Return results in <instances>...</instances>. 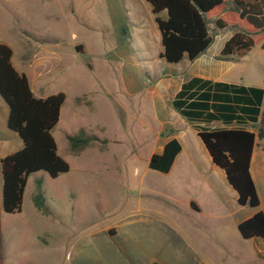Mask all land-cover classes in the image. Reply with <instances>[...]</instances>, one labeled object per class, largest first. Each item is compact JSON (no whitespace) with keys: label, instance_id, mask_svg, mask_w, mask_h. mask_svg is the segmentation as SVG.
<instances>
[{"label":"rangeland","instance_id":"rangeland-1","mask_svg":"<svg viewBox=\"0 0 264 264\" xmlns=\"http://www.w3.org/2000/svg\"><path fill=\"white\" fill-rule=\"evenodd\" d=\"M126 4L0 0V42L14 47L12 62L34 75L38 94H66L54 135L70 164L56 178L31 173L21 211L5 212L1 158L23 143L7 125L9 106L0 95V264H208L210 257L233 264V255L252 258L253 242L241 236L237 223L256 208L237 203L224 170L196 133L182 137L172 172L149 167L152 154L179 130L164 121L171 97L161 86L151 88L154 55H144L134 37L127 42L116 32ZM227 6L236 9L234 0ZM209 26L213 48L235 31L220 30L213 20ZM261 37L236 64L239 77L252 85L264 83ZM50 45L63 53L60 58L50 55ZM81 134L90 139L74 150L70 138ZM256 150L252 171L264 210V148ZM191 199L199 211L188 212Z\"/></svg>","mask_w":264,"mask_h":264},{"label":"trees","instance_id":"trees-1","mask_svg":"<svg viewBox=\"0 0 264 264\" xmlns=\"http://www.w3.org/2000/svg\"><path fill=\"white\" fill-rule=\"evenodd\" d=\"M146 1L151 4L161 31L162 57L170 63H178L185 57L194 60L208 49L213 42L208 22L211 18L220 29L235 28L221 50L222 59L246 56L255 47L258 34L264 47V33H260L264 30V0H234L236 10L226 8L228 0ZM162 12H166V17L161 16ZM12 56L11 46L0 42V95L9 106L8 127L23 141L22 148L1 158L2 207L7 213L21 211L31 173L45 171L56 178L70 170L69 162L58 152L52 133L66 94L37 97L27 74L14 66ZM172 104L190 121L256 122L264 105V88L193 77L183 85ZM198 136L213 163L224 170L228 183L237 192L238 203L258 208L261 199L251 173V160L256 139H264V122L257 133L240 127H201ZM70 139L74 150H80L90 138L81 134ZM181 149L178 139L169 140L162 152L151 156L149 167L169 172ZM238 228L245 239L264 238V211L257 210L241 221Z\"/></svg>","mask_w":264,"mask_h":264},{"label":"crops","instance_id":"crops-1","mask_svg":"<svg viewBox=\"0 0 264 264\" xmlns=\"http://www.w3.org/2000/svg\"><path fill=\"white\" fill-rule=\"evenodd\" d=\"M126 2H127V4H126L127 6L123 7V12H122V17H121L122 19L124 18L123 19L124 21L121 19L120 25L118 24V29L116 32H117V34H119V36H121L122 34H125L128 38L127 42L129 41L130 37H134L136 42L138 43V49L143 51L144 55H146V56L147 55H150V56L154 55L153 56L154 60L152 59V61L149 62V70H148L149 79H151L152 84L155 82V85L150 84L151 88H159V86H161L165 95H167L168 97H171L169 102L166 103V105H165L166 110L168 111V115L166 116L164 121L168 122L169 124L175 125L176 129H178L179 131L174 132L172 136H170L168 139H166L164 141L160 150L155 152V153L162 152L164 144L166 142H168L169 140H171L173 138H176L179 140V142L181 143L182 149H181L180 153L176 156L174 163H173L169 172L173 171L175 165L178 162L180 154L183 151L182 137H184V135L187 131H190V132L192 131L193 133H196L198 135V128H199L198 124H201L204 127L211 128V129H213V128L240 127V128H245V129L254 131L256 133L258 132L259 126L264 122V105L261 106V112H260V115L258 116V121H256V122L248 121L246 123H237L236 121H234L232 123H227V122L223 121L222 119H216V120H213L210 122L190 121L188 118L181 115L174 108V106L172 104L177 93L182 89L183 85L185 83H188L193 77H200L203 79H208V80H212V81H220V82H225V83H229V84L244 85L247 87L254 86V87L264 88V83L261 85H252V84L247 83L246 81L243 80L242 76L239 77V73L237 72L238 70L236 68V64L240 60H242L244 57H247L249 55V53L252 52L253 49L246 56H244L240 59H234V58L222 59L220 57V53H221V50H222L226 40L229 39L231 37V35L233 34L231 32V33H228V35L222 36L223 41L218 44L217 48H213V43H214V40L216 39V36L213 37V42L208 47V49L204 53H202L199 57H197L196 59L190 60L187 57H185L184 59H182L178 63H170L164 57H162V52L164 50V47L162 44V35H161V31L158 27V23L156 21V14L153 12L151 4L146 0H126ZM228 2H229V0H228ZM228 2H227V4H228ZM226 8L230 9L229 6H226ZM230 10H232V9H230ZM161 16L166 17V12H162ZM211 20H213V23L215 24L214 18L209 19L208 22ZM124 22H126V25H124ZM225 29H227V28H225ZM225 29H220V30H225ZM26 31H28V30H24L23 32H26ZM209 31L211 33L210 26H209ZM28 32H30V31H28ZM54 41H56V39H54ZM78 47H80V48H78ZM78 47H77V50L83 51V48L81 46H78ZM11 48L13 49V56H12V59H13V57L15 56V49H14V47H11ZM56 48H58L56 45H50V47H49L50 55L52 57H59L60 58L63 53L60 51L57 52ZM38 50H41V48ZM144 58L146 60H148V57H144ZM13 64L20 73L27 74L29 81H30V84H31V87H32V90L37 97H47L48 96V95H40V94H38L39 92H37L34 89V87H33L34 75H31L25 66H23L19 63L16 64L14 62H13ZM30 72H32V71H30ZM237 75H238V77H237ZM195 89L196 88L194 87V88L190 89L189 92L192 93V92H194ZM41 90H42V88H39V91H41ZM208 102L212 103L211 100H209ZM62 111H63V106L61 108L59 122L54 127V129L52 130L53 135H54L55 128L61 122ZM215 123L219 124V127H215V125L211 126L212 124H215ZM173 129H175V128L173 127ZM170 131L171 130H168L167 134H169ZM54 137L56 139L55 135H54ZM259 139L260 138L256 139V145L254 147L252 160H251V173H252L253 179L255 181L256 187H257V182L255 180V177H254L253 171H252L255 154L257 152L256 148L260 147V146H262V148H264V144L260 145V143H261L260 141H262L264 139H260V140ZM56 141H57V139H56ZM22 143H23V141H22ZM57 145H58V152H59L58 141H57ZM197 153H199V152H197ZM201 154H202V152H201ZM169 172H166V173H169ZM162 173H165V172H162ZM257 190H258V188H257ZM236 196L238 197L237 192H236ZM237 203H238V200H237ZM239 205L243 206V207L248 206V205H241V204H239ZM185 206H186V204H185ZM187 206L189 208V210H188L189 213L199 211L197 204L192 199L187 203ZM259 207L256 208V210L252 214L248 215V217L239 220L237 224L239 225V223L241 221H243V220L251 217L253 214H255V212L257 210H259ZM168 220H170L172 226L175 227L179 232H181L183 234L185 233L182 230V227L179 224H176V221H174L173 219H168ZM172 220L174 221V224H173ZM249 239L252 240L253 245H254V251H252L253 252L252 258L251 259H247V258L244 259V258H241L240 255H233L234 259H235L233 264H237V263L238 264H249V263L264 264V238L253 237V238H249ZM192 243H194V242H192ZM195 246H196L195 248H196L199 255L202 256V254H205L202 251V248L200 246H198L196 244H195ZM205 258L207 259L208 257L205 255ZM208 264H230V263L229 262H223V261H221V263H220V262H217L210 257Z\"/></svg>","mask_w":264,"mask_h":264}]
</instances>
